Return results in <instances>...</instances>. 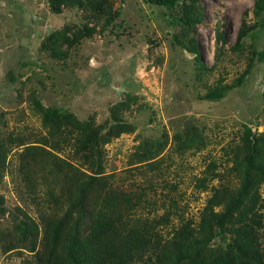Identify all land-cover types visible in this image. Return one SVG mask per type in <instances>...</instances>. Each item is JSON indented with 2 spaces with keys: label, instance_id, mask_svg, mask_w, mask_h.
Listing matches in <instances>:
<instances>
[{
  "label": "rangeland",
  "instance_id": "obj_1",
  "mask_svg": "<svg viewBox=\"0 0 264 264\" xmlns=\"http://www.w3.org/2000/svg\"><path fill=\"white\" fill-rule=\"evenodd\" d=\"M254 2L179 0L168 8L146 0H0V264H39L40 224L34 250L29 240L13 248L14 218L22 211L39 222L41 207L53 209L47 192H59L34 161L21 168L22 152L40 162L50 151L93 171L83 165L76 131L46 119L34 95L43 108L72 113L102 134L113 124L110 107L125 100L118 115L131 130L106 136L100 175L104 192L130 197L129 207L112 206L113 217L143 225L154 240L132 264L165 262L167 239L196 227L213 195L234 194L244 177L245 125L264 164V11ZM194 41L198 58L188 51ZM217 85L234 86L217 100L204 98ZM249 210L264 247L259 172L242 196L241 216ZM228 240L212 242L214 254H228Z\"/></svg>",
  "mask_w": 264,
  "mask_h": 264
},
{
  "label": "trees",
  "instance_id": "obj_2",
  "mask_svg": "<svg viewBox=\"0 0 264 264\" xmlns=\"http://www.w3.org/2000/svg\"><path fill=\"white\" fill-rule=\"evenodd\" d=\"M146 1L172 8L179 0ZM51 9L58 11L59 7L52 2ZM254 9L264 11V0H255ZM182 20L193 26L192 22L187 21L189 19ZM196 20L198 19H192ZM244 34L245 32L241 30L237 41ZM188 51L198 58L195 41ZM263 55V52L260 53L259 58L262 59ZM251 67L252 61H249L236 83H241ZM233 86L217 85L210 89L204 98L217 100ZM126 99L131 98L127 95ZM33 101L34 106L43 112L46 119L62 122L71 127L69 130L76 131L75 146L81 153L83 165L89 167V170L93 166V171L87 170L90 172L88 173L67 158L50 151H46V156L38 162L28 153V148L25 149V152H22L25 159L21 163V168L25 171L30 170V160L34 161L36 167L44 168L42 171L45 175H50L54 183L60 185L59 192H55L54 189L47 192V196L52 200L53 209L45 212L44 206L41 207L40 211L43 213L40 214L39 222L22 211L21 214L15 215L14 226L17 236L14 240L9 239V243L13 242V248H18L21 242L29 240L31 250H34L40 224L42 253L35 254L39 264H132L136 256L143 253L145 246L154 240L147 235L148 230L143 225L122 222L113 217L112 206L120 204L118 209L129 207L130 197L122 192L115 195L113 192H104L105 175H100L102 170L100 148L101 144L107 141L106 136L131 130V126L118 115L119 108L126 103L125 100L110 107L113 124L106 134L101 133V126L80 121L72 113L58 108H43L35 95ZM244 128L242 183L234 194L228 197L223 193L213 195L211 197L213 201L205 206L196 227L185 228L170 240L167 239L163 245L167 251L161 253L165 259L162 264H264V247L259 243L258 234L254 229V222H258L256 215L251 210L245 212L243 216L240 213L242 196L249 187V176L259 172L264 177V164L257 160L260 149L258 138L252 134L249 127L245 125ZM74 190H78L75 198L72 197ZM1 203L0 197V213H4ZM215 206L222 208L216 211ZM226 238L229 239L226 244L229 253L214 254L212 242ZM8 248L4 247V250ZM205 255L209 256L206 258Z\"/></svg>",
  "mask_w": 264,
  "mask_h": 264
}]
</instances>
